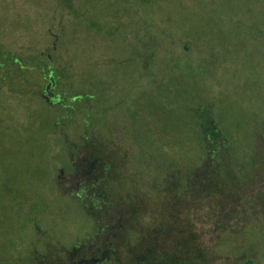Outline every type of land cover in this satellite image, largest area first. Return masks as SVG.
I'll use <instances>...</instances> for the list:
<instances>
[{
    "label": "rangeland",
    "instance_id": "rangeland-1",
    "mask_svg": "<svg viewBox=\"0 0 264 264\" xmlns=\"http://www.w3.org/2000/svg\"><path fill=\"white\" fill-rule=\"evenodd\" d=\"M0 68V264L65 259L96 224L56 174H73L92 139L121 145L146 225L149 181L201 165L205 136L237 175L251 168L264 133V0H0ZM50 81L57 103L41 96ZM187 206L208 259L244 264L236 254L257 251L264 264L259 200L241 226Z\"/></svg>",
    "mask_w": 264,
    "mask_h": 264
},
{
    "label": "trees",
    "instance_id": "trees-1",
    "mask_svg": "<svg viewBox=\"0 0 264 264\" xmlns=\"http://www.w3.org/2000/svg\"><path fill=\"white\" fill-rule=\"evenodd\" d=\"M220 135L217 131L213 133L216 139L221 137ZM205 140V160L186 173L183 179L179 180L175 173L166 170L159 179L155 177V180L149 181L150 191H155L157 197L153 195L156 204L152 212H149L147 225L141 222L145 213L135 205L140 190H137V187L132 189L128 185V180L131 179L125 173L124 163L120 161L125 159V153L97 145L84 149L82 157L75 162L96 159L99 163L97 166L105 167L109 175L120 176V179L124 178L121 176L123 174L128 177H125V184L119 191L110 194L108 205L101 209L103 212L98 210V215L94 214L96 229L100 226L99 223L104 225L102 235L97 239L103 240L106 244L103 248H107L109 254L121 255V260L106 259L103 264H215L214 258H207L206 248L201 246L199 234L194 232V219L181 216L184 208L188 210L187 204L191 202L190 211L198 212L195 214L198 220L214 216L217 217L215 220L221 221L224 216H230L233 217L231 223L237 226L242 225V216L249 214L256 200L260 201L264 211V133L262 139L256 140V145L251 150L250 170L246 169L242 176L237 175L228 164V149L218 145L217 141L207 139L206 136ZM225 176L231 180V189L227 190L225 185H222ZM243 199L246 201L242 202ZM81 204L84 208L89 205L84 202ZM216 227L218 225L213 228ZM174 241L178 244L175 249H170L169 246ZM257 254V251H242L236 254V258L245 257L244 264H253L255 260L251 257Z\"/></svg>",
    "mask_w": 264,
    "mask_h": 264
},
{
    "label": "flooded vegetation",
    "instance_id": "flooded-vegetation-1",
    "mask_svg": "<svg viewBox=\"0 0 264 264\" xmlns=\"http://www.w3.org/2000/svg\"><path fill=\"white\" fill-rule=\"evenodd\" d=\"M44 89H42V92ZM48 91L54 93L51 97L52 103H57L55 91L51 87ZM94 141L92 139V141L87 143L88 148H93L96 145ZM111 144L112 148L120 150V144L116 142H111ZM99 147L104 148L103 143ZM98 164L96 159L92 158L78 163L74 161L73 169L77 170L76 172L68 175L56 174V182L60 188L63 187V192L74 196L80 203H88L89 205L86 208L93 218L95 213L98 215V210L103 212L101 209L108 205L110 194L119 191L118 189L123 187L126 181L125 177H127L123 174L121 176L124 178L120 179V176L109 175L106 173L105 167L97 166ZM130 181L128 180V182ZM98 198H101V200L99 201ZM99 225L101 228L95 229L92 234L94 237L92 235L91 237H86L79 244L72 246L65 259H56V257L53 259L44 258L36 260L33 264H103L106 259H111V261L121 260V255L109 254L107 248H103V246H106L103 240L97 239L99 235H102L104 228L102 223H99Z\"/></svg>",
    "mask_w": 264,
    "mask_h": 264
},
{
    "label": "water",
    "instance_id": "water-1",
    "mask_svg": "<svg viewBox=\"0 0 264 264\" xmlns=\"http://www.w3.org/2000/svg\"><path fill=\"white\" fill-rule=\"evenodd\" d=\"M51 82L46 86L45 90L43 91L42 93V97L46 100V102H51V97L53 96V93L52 92H49V88H50V85H51Z\"/></svg>",
    "mask_w": 264,
    "mask_h": 264
}]
</instances>
